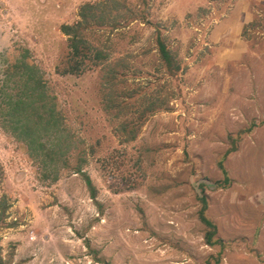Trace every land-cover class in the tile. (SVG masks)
I'll use <instances>...</instances> for the list:
<instances>
[{
  "label": "rangeland",
  "instance_id": "rangeland-1",
  "mask_svg": "<svg viewBox=\"0 0 264 264\" xmlns=\"http://www.w3.org/2000/svg\"><path fill=\"white\" fill-rule=\"evenodd\" d=\"M98 1L0 0V88L18 121L53 108L71 140L46 167L0 115L2 264H264V0H119L134 19L87 36L110 61L64 75L61 26ZM22 58L40 72L14 73Z\"/></svg>",
  "mask_w": 264,
  "mask_h": 264
},
{
  "label": "trees",
  "instance_id": "trees-1",
  "mask_svg": "<svg viewBox=\"0 0 264 264\" xmlns=\"http://www.w3.org/2000/svg\"><path fill=\"white\" fill-rule=\"evenodd\" d=\"M127 12L128 14L130 13L129 20L134 19V14L136 15V13H134L128 5L124 3L122 4L119 0H100L98 2H87L83 4L79 11V21L73 25L64 24L61 26L62 34L67 37L66 47L68 57L65 61L66 65L63 66L62 70L59 68V72L61 71V73L64 75H78L87 70L88 66L86 61H97L99 64H104L105 61H110L111 52L104 46L103 47L106 50L104 48H99L100 46L91 42L87 36L90 32H98V30L102 29L110 31L117 30L119 25L122 23L119 19H121V21H123L122 19H127L125 18L126 16L123 15ZM156 45L164 63L165 69H167L170 73L179 71L180 66H176L174 63L164 38L160 33L157 34ZM29 53L31 54L30 51ZM36 67L37 65L33 64L32 62H27V59L22 58L17 60L11 69L16 71L14 73H18V75L21 73L20 76L22 77L25 75L23 73L25 70L29 73V75H35L39 73L40 68ZM17 69H21V71ZM110 70H112L114 77L119 76L118 72L114 68H110ZM124 76L126 75L123 73V75L120 77L123 78ZM32 84V94L30 96L32 99H30V102L28 103L31 107H33L38 101L45 102L46 100V97L44 96L46 90H43L46 86V82H43L41 79H36L34 82H32ZM32 84H30V86H32ZM4 87L6 86L4 85ZM4 87V90L0 88V115L2 117V121H4L5 118V124L8 126L9 116L14 117L15 120H10L9 126L13 127L14 131H17L15 134L19 136L21 133L23 138H20H22L26 143L36 146L33 148H35L36 151H39V153L43 154L44 165L46 167L58 166L59 161H61L59 154L62 153L61 155L64 157L66 156V153L71 150V140L68 137L69 134H66L67 130L66 127H64L65 120L63 115L58 111H54L53 108H48L45 112L46 115H39L38 123L34 122L33 120H31V122L29 121V115L27 114L28 112L24 114L21 113L20 115H23V117L19 116V119L21 120L18 121V114L16 113L15 109L18 108V105H22V102L13 104V96L9 94ZM27 88H29L28 85ZM35 93L40 96L35 98ZM38 138H45L44 142H42V140H37ZM65 162H63V165H68V163ZM221 169L225 175L224 181L229 182L227 170L224 169L222 163ZM52 171H55V169H52ZM76 171L78 173L84 174L81 170V167H76ZM0 172L2 173V171ZM54 179H58V176H55ZM86 181L88 188L91 191L92 198H96V189L93 182L88 177ZM9 208L10 204L8 202L7 196L2 195V197H0V217H4L6 211ZM202 220L210 228L206 235L207 243L211 245L218 244L220 240H214L215 234L217 232L215 225L207 220L204 216H202ZM0 264H2L1 258Z\"/></svg>",
  "mask_w": 264,
  "mask_h": 264
}]
</instances>
